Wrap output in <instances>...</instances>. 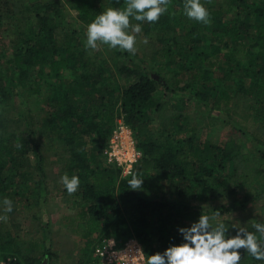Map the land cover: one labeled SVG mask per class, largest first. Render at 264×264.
<instances>
[{
	"label": "trees",
	"instance_id": "16d2710c",
	"mask_svg": "<svg viewBox=\"0 0 264 264\" xmlns=\"http://www.w3.org/2000/svg\"><path fill=\"white\" fill-rule=\"evenodd\" d=\"M170 1L174 5L170 20L161 17L155 26L137 35V52L158 62L159 80L142 74L136 64L120 60L114 62L115 74L110 77L97 56L90 54V49L82 48L74 33L61 23L65 3L73 6L80 20L91 23L108 7H124L125 0H40L37 8L30 7L34 14L24 12L15 40L5 44L0 37V53L4 55L10 50L6 61L25 80L29 88L26 97L40 92V87H33L37 80L60 77L74 62L78 64L79 78L93 89L89 114L78 106L69 105L64 92H57L58 97L51 101L54 104L50 108L61 113V121L58 125L47 121L50 124L47 128L42 125L37 136L59 139L62 146L53 143L46 150L65 148L64 152L69 154L65 160L67 174L73 172L80 179L75 194L69 195L65 187L58 194L75 202L76 207H85L77 223L82 227L80 235L87 239L85 247L90 253L82 264H95L92 258L95 246L109 238L122 243L134 236L146 256L163 251L170 241H181L178 227L189 226L203 214L194 206L232 195L246 196L250 192L248 184L255 169L243 158L237 145L221 144L211 137L199 142L191 136L182 137L183 131L188 129L187 106L191 102L185 95H175L171 101L158 98L161 91L171 95L179 91L196 102L209 104L208 115L217 112L218 115L206 118L209 126L223 122V115L238 126L249 125L264 134V59L256 56V50L264 48V21L256 25L243 21L251 15L264 19V0L214 1L208 8L209 25L189 20L183 14V0ZM36 9L43 12L36 14ZM12 15L10 0H0V30L1 21ZM242 35L245 42L252 43H236ZM145 38L147 43H144ZM219 65H226L227 69L220 77H214L212 72ZM2 73L0 71V105L11 98ZM115 79L121 82L117 88L110 84ZM227 83L234 88L224 87ZM151 115L157 122V132L149 127ZM119 117L131 129L143 153L132 172L144 179L138 191L128 185L132 174L121 179L119 170L105 166L102 158V167L93 166L96 163L93 150L96 151L98 145L87 152L92 137L107 142ZM4 124L5 118L0 115V215L9 217L10 213L4 212L5 198L13 201V213L39 192L26 189L20 193L15 185L12 188L15 180L23 181L30 175L28 156L35 147L32 129L5 135ZM189 130L196 134L195 129ZM18 143L22 147H17ZM258 143L262 145L263 141L258 140ZM41 194L44 201L48 194L44 185ZM165 197L169 198L167 203ZM171 207L176 209L175 219L161 224L156 220L157 240L152 242L149 230L153 215ZM127 210L130 214L125 218L123 212ZM259 213L264 215V205ZM253 223L229 228L245 226L254 232ZM230 231L235 234L234 229ZM29 237L31 233L14 232L9 218L7 222L0 221V262L14 259L13 264H35L45 257L47 264H56L57 251L47 248L41 239L28 240ZM242 264H264V261L245 253Z\"/></svg>",
	"mask_w": 264,
	"mask_h": 264
},
{
	"label": "rangeland",
	"instance_id": "374dc122",
	"mask_svg": "<svg viewBox=\"0 0 264 264\" xmlns=\"http://www.w3.org/2000/svg\"><path fill=\"white\" fill-rule=\"evenodd\" d=\"M39 1L40 0H10L13 15L1 21L2 28L0 30V37H2V41L5 44H7L8 41L15 40L18 26L20 25L21 17L24 15V12L25 14H34L30 7H36ZM64 1L66 2V0ZM214 1L222 0H211V3H208L207 0H203L202 2L205 4L206 8H209ZM65 5L66 10L62 11L61 23L70 32L74 33L75 37L82 45L81 47L86 49V31L90 23L80 20L79 14L70 3H65ZM173 7L174 5L170 1L168 12L161 17H166L167 21H169L171 18L169 13ZM42 12V9H36L35 11L36 14ZM47 14L52 17V13L48 12ZM262 20L264 21V19L258 15H251L243 19V21L249 25L260 24ZM33 22L36 24V19H34ZM157 23H143L141 33L148 27L155 26ZM249 32L253 34L254 30L250 28ZM244 36L245 35H242L236 43L241 41L245 42ZM245 43L251 44L252 42ZM90 54L97 56L100 65L103 66L110 77L115 74L114 62L120 60L126 64L129 62L136 64L140 72L149 78L155 80L160 79L158 62L146 59L138 52L133 55L128 52L120 51L119 49H109L107 46L101 45L97 50H91ZM9 56L10 50L6 51L4 55L0 53V71L3 72L2 74L5 77L3 83H5L6 89L8 88L11 97L5 104L0 105V115L5 118L3 133H5V135L10 133L18 134L24 129H32L34 133L32 139L35 144L34 149L28 156L29 177L23 181L15 180L12 184V188L15 185V190H18L20 193L26 191V189H30L29 191L37 190L39 192L37 197L32 195L28 204L22 205L17 211L10 213L8 217L9 221L13 226L14 232L18 230L31 233V237H29L28 240H30V238L41 239L47 248L57 251L58 258L56 264H82V262L88 260L90 251L85 247L87 239H82L78 237L79 234H76L78 233L77 231H79L77 223L78 215L81 213V209L83 211L85 207H76L75 202L67 201L58 194V191L64 188L60 180L61 177L67 173L65 169V160L69 154L64 152L65 148H61L58 151L46 150V147L53 143L62 146V142L59 139H49L47 136L45 138H37V136L42 131V125H46L47 128L50 124L47 123V121L56 125L61 121V113L58 112L57 109L54 111L50 108L51 105L54 104L51 101L58 97L57 92L59 94L64 92L69 105L73 107L78 106L84 113L89 114L90 112L87 109L94 99L93 89L89 87L86 81L79 78V73L76 71L78 64L74 62L72 68L60 77L55 78L49 76L37 80L33 87H40V92L30 94L26 97L29 88L25 84V80L18 76V71L11 64L7 63L6 60ZM256 56L260 58V60H263L264 48L262 49L261 47V49H257ZM226 69V65H219L212 73L214 77H220V74ZM179 73L184 75L182 71H179ZM119 80L120 79H115L113 82L110 81V84H112L114 88H117L121 85ZM225 86L226 88H234V85L231 83L224 84V87ZM159 95L158 99L161 101H171L170 99L175 97V95L176 97L185 95L191 102V105L187 106L188 129L183 131L181 134L182 137L191 136L196 142L211 137L216 138L221 144L229 143L231 146L235 144L237 148L240 149L243 158L247 163L253 165L255 169V174L248 184L247 190H250L248 195L228 196L206 205H196L194 209L199 208L203 214H212L217 210L220 211L222 216L219 219L225 222L229 227H238L241 224L250 222L264 223V215L259 213V210L264 205L263 131L258 128L249 127V125L245 126L246 128L238 126L234 122L228 121L223 115L221 116L223 122H217L215 125L208 128L206 126V117L218 115L217 112H213L210 115L207 114L209 104L207 105L206 102L202 101L196 102L193 97L180 93L179 91H175L174 95L161 91ZM150 119H152V122L149 127L157 132V122L154 116L151 115ZM191 127L195 129L196 134H192L189 130ZM257 139L263 141L262 145H259ZM89 142L90 143L87 145V152L95 145L99 147L96 151L93 150V153L96 155V163L93 166L102 167V165H100V160L106 141L92 137ZM68 175L72 176L74 174L70 172ZM43 185L47 188L48 193L44 201H42L41 196ZM141 196L143 195L141 194ZM168 199V197H165L164 201L168 202ZM123 213L125 218L129 217V210ZM175 213L176 209L171 207L153 215L154 221L152 222V228L149 230V238L152 242L157 240L156 228L158 227V223H171L175 219ZM159 219L162 220L159 221ZM27 248L29 249L28 246ZM29 255L28 253L27 256ZM35 264H47V258L44 257Z\"/></svg>",
	"mask_w": 264,
	"mask_h": 264
},
{
	"label": "clouds",
	"instance_id": "9594fccd",
	"mask_svg": "<svg viewBox=\"0 0 264 264\" xmlns=\"http://www.w3.org/2000/svg\"><path fill=\"white\" fill-rule=\"evenodd\" d=\"M211 3V0H207ZM170 0H125L122 8L108 7L87 26L86 49L97 50L101 45L119 49L133 55L137 52V35L142 32L143 23L155 24L168 12ZM183 14L192 21L209 25L211 15L202 0H184ZM135 21V23H133ZM144 43H147L145 38ZM17 147H22L19 143ZM60 182L69 195L80 187L77 175L65 173ZM144 179L133 173L128 181L133 191L142 189ZM4 212L13 211V201L3 200ZM220 211L200 214L187 227H178L182 237L179 243L170 241L163 251H156L145 257L143 248L136 245L124 251L128 264H242L245 253L257 261H264V223L254 222L255 231L247 227L229 228L220 220ZM8 216L0 215V221L7 222ZM230 229L235 230L233 234ZM243 250V252L241 251Z\"/></svg>",
	"mask_w": 264,
	"mask_h": 264
},
{
	"label": "built area",
	"instance_id": "2783aa9c",
	"mask_svg": "<svg viewBox=\"0 0 264 264\" xmlns=\"http://www.w3.org/2000/svg\"><path fill=\"white\" fill-rule=\"evenodd\" d=\"M142 158L143 153L137 147L131 129L124 123L122 117L117 118L103 149V164L118 169L120 178L124 179L131 176ZM136 245L142 247L140 242L133 237L122 243L113 238L105 239L95 246L92 258L95 264H128L122 252L131 250ZM144 255L146 257L145 251ZM13 260L7 259L0 264H13ZM138 264H144V261H139Z\"/></svg>",
	"mask_w": 264,
	"mask_h": 264
},
{
	"label": "crops",
	"instance_id": "0c3cea01",
	"mask_svg": "<svg viewBox=\"0 0 264 264\" xmlns=\"http://www.w3.org/2000/svg\"><path fill=\"white\" fill-rule=\"evenodd\" d=\"M206 118H207V117H206ZM213 125H215V122L212 124V126H213ZM206 126H207L208 128L211 127V126L208 125V122H206ZM191 128L194 129L193 127H191ZM79 225H80V224L78 223V230H79V231H77L78 233H77L76 235L79 234L78 237L81 238V235H80V234H81V229H82V227L80 228Z\"/></svg>",
	"mask_w": 264,
	"mask_h": 264
}]
</instances>
